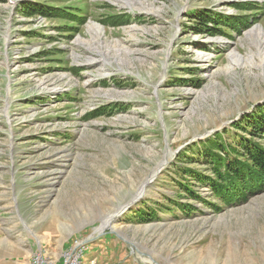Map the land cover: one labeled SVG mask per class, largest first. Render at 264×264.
<instances>
[{"label": "rangeland", "instance_id": "obj_1", "mask_svg": "<svg viewBox=\"0 0 264 264\" xmlns=\"http://www.w3.org/2000/svg\"><path fill=\"white\" fill-rule=\"evenodd\" d=\"M263 102L264 0H0V264H264V187L171 169Z\"/></svg>", "mask_w": 264, "mask_h": 264}, {"label": "trees", "instance_id": "obj_2", "mask_svg": "<svg viewBox=\"0 0 264 264\" xmlns=\"http://www.w3.org/2000/svg\"><path fill=\"white\" fill-rule=\"evenodd\" d=\"M22 6V13H40L42 15L51 14L49 9L57 10L56 7L44 3H25ZM197 11V10H196ZM193 13L196 30L207 31L210 28L208 22L214 24H227L225 19H217L213 12L205 9L198 13ZM124 16L122 19L123 20ZM112 20L111 23L120 21ZM236 29L240 23H232ZM228 26H230L228 24ZM198 84V83H197ZM114 106V105H112ZM116 108V104L114 106ZM107 109L108 108L107 106ZM107 109L100 108L94 115L103 114ZM115 110V109H114ZM235 131L234 137L228 141V134ZM226 137V138H225ZM186 161H197L207 166V169H193L183 165ZM180 175L181 180H177L179 189L186 191L189 196L199 199L200 196L189 185L186 180L195 179L201 184H207L211 194L219 196L220 199L230 202L233 200L238 185H247L249 188L260 190L264 187V102L254 105L248 111H244L226 126L222 131H217L209 135L198 144L194 143L186 146L179 152L174 165L171 167ZM182 191V190H181ZM233 191L234 193H231ZM168 203L182 206L184 212H188V204L175 201L173 197L166 199ZM137 211V210H136ZM138 213L143 218L142 221L152 219L154 212H144L139 207ZM144 219V220H143Z\"/></svg>", "mask_w": 264, "mask_h": 264}, {"label": "bare ground", "instance_id": "obj_3", "mask_svg": "<svg viewBox=\"0 0 264 264\" xmlns=\"http://www.w3.org/2000/svg\"><path fill=\"white\" fill-rule=\"evenodd\" d=\"M260 27V26H259ZM88 28L91 30V29H94V36L100 34L102 31H101V28L99 25L97 24H94V23H89L88 24ZM258 28V27H257ZM260 31V30H259ZM209 54L208 53H204V52H199V54L197 55V57L199 59H208L209 58ZM113 215H111L108 219H105L102 221V224H101V227H103L104 225H108L109 224V221L110 219H113ZM100 228V227H99Z\"/></svg>", "mask_w": 264, "mask_h": 264}, {"label": "water", "instance_id": "obj_4", "mask_svg": "<svg viewBox=\"0 0 264 264\" xmlns=\"http://www.w3.org/2000/svg\"><path fill=\"white\" fill-rule=\"evenodd\" d=\"M120 214V213H119Z\"/></svg>", "mask_w": 264, "mask_h": 264}]
</instances>
